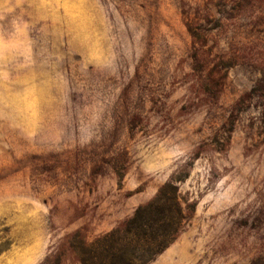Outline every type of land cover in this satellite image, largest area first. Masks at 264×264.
Returning a JSON list of instances; mask_svg holds the SVG:
<instances>
[{
  "label": "rangeland",
  "instance_id": "1",
  "mask_svg": "<svg viewBox=\"0 0 264 264\" xmlns=\"http://www.w3.org/2000/svg\"><path fill=\"white\" fill-rule=\"evenodd\" d=\"M171 177L149 264L264 260V0H0V264H76Z\"/></svg>",
  "mask_w": 264,
  "mask_h": 264
},
{
  "label": "trees",
  "instance_id": "2",
  "mask_svg": "<svg viewBox=\"0 0 264 264\" xmlns=\"http://www.w3.org/2000/svg\"><path fill=\"white\" fill-rule=\"evenodd\" d=\"M174 180L171 177L131 217L92 242H85L77 232L67 235L64 242L76 264H149L183 228L185 211ZM60 255L55 257L60 259ZM251 264H264V260L258 258Z\"/></svg>",
  "mask_w": 264,
  "mask_h": 264
}]
</instances>
